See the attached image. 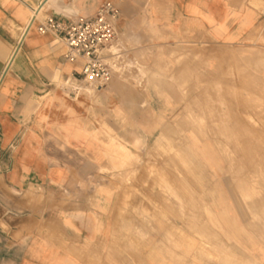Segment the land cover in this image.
<instances>
[{"label":"rangeland","instance_id":"1","mask_svg":"<svg viewBox=\"0 0 264 264\" xmlns=\"http://www.w3.org/2000/svg\"><path fill=\"white\" fill-rule=\"evenodd\" d=\"M118 31L109 167L90 178L116 264H264V46L127 44Z\"/></svg>","mask_w":264,"mask_h":264},{"label":"crops","instance_id":"2","mask_svg":"<svg viewBox=\"0 0 264 264\" xmlns=\"http://www.w3.org/2000/svg\"><path fill=\"white\" fill-rule=\"evenodd\" d=\"M106 2L121 10L127 44L264 46L260 0H0V264H116L114 218L90 178L108 171L110 134L100 129L121 87L75 96L65 85L82 63L37 30Z\"/></svg>","mask_w":264,"mask_h":264},{"label":"built area","instance_id":"3","mask_svg":"<svg viewBox=\"0 0 264 264\" xmlns=\"http://www.w3.org/2000/svg\"><path fill=\"white\" fill-rule=\"evenodd\" d=\"M120 20L119 7L106 2L93 16H49L38 25L39 33L52 34L65 44L67 62L82 63L79 77L68 79L65 85L75 96L86 86L100 90L111 82L121 56L117 44Z\"/></svg>","mask_w":264,"mask_h":264},{"label":"bare ground","instance_id":"4","mask_svg":"<svg viewBox=\"0 0 264 264\" xmlns=\"http://www.w3.org/2000/svg\"><path fill=\"white\" fill-rule=\"evenodd\" d=\"M185 165H186V164H185ZM195 179H196V178H195ZM241 182H243V181H241ZM244 182H245V180H244ZM244 182H243V183H244ZM245 183H246V182H245ZM260 183H261V182H260ZM261 184H262V183H261ZM243 187H244V185H243ZM260 187H261V185H260ZM166 189H167V188H166ZM243 189H244V188H243ZM232 192H233V191H232ZM233 193H234V192H233ZM242 193H244V192H242ZM246 194H247V193H246ZM242 196H243V195H242ZM257 199H259V198H257ZM245 200H246V199H245ZM251 200H252V199H251ZM253 200H254V199H253ZM247 202H248V201H247ZM251 204H252V203H251ZM243 205H244V204H243ZM248 205H249V204H248ZM257 205H258V204H257ZM240 206H241V205H240ZM250 206H251V205H250ZM250 206H249V207H250ZM247 207H248V206H247ZM247 207H246V208H247ZM249 207H248V208H249ZM251 207H252V206H251ZM255 207H256V206H255ZM245 210H246V209H245ZM248 210H249V209H248ZM248 210H247L246 212H248ZM250 210H251V209H250ZM231 246H232V245H231ZM231 248H232V247H231ZM226 250H227V249H226ZM227 251H228V250H227ZM228 258H229V257H228ZM241 258H242V257H241ZM241 261H242V260H241ZM241 261H240V262L238 261V262L241 263ZM230 262H231V261H230ZM230 262H229V263H230ZM225 263H226V258H225ZM242 263H243V262H242ZM232 264H234V263H232ZM243 264H244V263H243Z\"/></svg>","mask_w":264,"mask_h":264}]
</instances>
